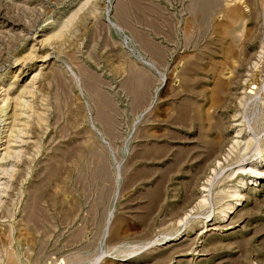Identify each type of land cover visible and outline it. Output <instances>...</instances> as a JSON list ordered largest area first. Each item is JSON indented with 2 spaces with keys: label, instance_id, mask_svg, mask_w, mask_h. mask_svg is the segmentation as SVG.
Segmentation results:
<instances>
[{
  "label": "rangeland",
  "instance_id": "obj_1",
  "mask_svg": "<svg viewBox=\"0 0 264 264\" xmlns=\"http://www.w3.org/2000/svg\"><path fill=\"white\" fill-rule=\"evenodd\" d=\"M0 264H264V0H0Z\"/></svg>",
  "mask_w": 264,
  "mask_h": 264
}]
</instances>
